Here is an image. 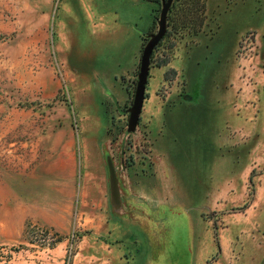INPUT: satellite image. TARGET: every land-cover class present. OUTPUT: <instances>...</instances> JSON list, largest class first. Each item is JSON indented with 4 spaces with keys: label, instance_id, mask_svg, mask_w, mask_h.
Here are the masks:
<instances>
[{
    "label": "rangeland",
    "instance_id": "374dc122",
    "mask_svg": "<svg viewBox=\"0 0 264 264\" xmlns=\"http://www.w3.org/2000/svg\"><path fill=\"white\" fill-rule=\"evenodd\" d=\"M155 8L0 0V264H264V0L154 45L131 131Z\"/></svg>",
    "mask_w": 264,
    "mask_h": 264
},
{
    "label": "trees",
    "instance_id": "16d2710c",
    "mask_svg": "<svg viewBox=\"0 0 264 264\" xmlns=\"http://www.w3.org/2000/svg\"><path fill=\"white\" fill-rule=\"evenodd\" d=\"M157 5L153 11L152 25L150 26L148 32L142 37V43L139 52L138 64H137V74L140 73L142 58L144 55L145 44L148 40H151V36L154 32L159 33L160 25L159 22H163V30L159 38L155 41L152 48L147 55L148 66L149 63H153V51L154 45L160 46L161 42L169 38L175 31L178 32L180 28H187L193 34L200 32L202 26L204 25V10L206 6V0H150ZM166 8L165 15L162 17V11ZM171 22H174L173 24ZM170 26V28H169ZM167 27L169 29H167ZM157 30V31H156ZM169 63L168 58L162 59L156 62L157 67H164ZM136 80L134 83L136 84ZM138 83V82H137ZM135 89V87H134ZM133 98V97H132ZM132 102V101H131ZM57 236V235H56ZM61 239L58 237L53 244L59 243ZM70 256L67 257V262Z\"/></svg>",
    "mask_w": 264,
    "mask_h": 264
},
{
    "label": "water",
    "instance_id": "95a60500",
    "mask_svg": "<svg viewBox=\"0 0 264 264\" xmlns=\"http://www.w3.org/2000/svg\"><path fill=\"white\" fill-rule=\"evenodd\" d=\"M165 11L166 8L163 9L162 11V17L165 15ZM160 25V30L159 33L157 35H153L151 36V40L149 41L148 45L145 47L144 49V55L142 58V64H141V70L139 73V80L137 83V89H136V94H135V98H134V104H133V109L131 111V120L132 122L130 123V130L132 131V129L134 128V126L136 125L137 121H138V116L141 110V105H142V101H143V94H144V86H145V80H146V75L148 72V59H147V55L149 54L150 49L152 48L153 44L155 43V41L159 38V36L162 33L163 30V22H159Z\"/></svg>",
    "mask_w": 264,
    "mask_h": 264
},
{
    "label": "crops",
    "instance_id": "0c3cea01",
    "mask_svg": "<svg viewBox=\"0 0 264 264\" xmlns=\"http://www.w3.org/2000/svg\"><path fill=\"white\" fill-rule=\"evenodd\" d=\"M144 3H152L150 0H142ZM150 17H151V15H150ZM116 19V20H115ZM114 21H118V18L116 17V16H114ZM130 26V28H131V32H133L134 34H138V36L139 35H141V36H143V35H145V33H143V32H140V31H138V28H137V26H136V24H134V23H131V24H129ZM129 29V28H128ZM202 38V37H201ZM200 38V39H201ZM137 39H138V41H139V43H140V47H141V43H142V40H141V38L140 37H137ZM139 49V52H140V48H138ZM233 81V79H231L230 80V82H232ZM232 88H230V90H231ZM230 94H231V96H232V100H233V109L235 110V109H237V107H236V105H241L240 104V101H239V99H237L236 98V94L235 93H233V91H230ZM238 110V109H237ZM246 109H244L243 110V112H244V115H243V117H240L241 119H244V121L245 122H248V123H251V120H249V118H246L248 115V113L246 114L245 111ZM252 124V123H251Z\"/></svg>",
    "mask_w": 264,
    "mask_h": 264
}]
</instances>
